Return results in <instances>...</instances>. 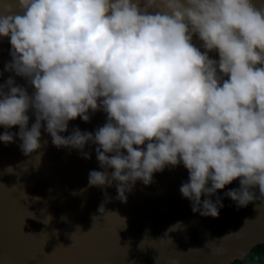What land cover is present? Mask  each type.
I'll use <instances>...</instances> for the list:
<instances>
[{
	"label": "clouds",
	"instance_id": "clouds-1",
	"mask_svg": "<svg viewBox=\"0 0 264 264\" xmlns=\"http://www.w3.org/2000/svg\"><path fill=\"white\" fill-rule=\"evenodd\" d=\"M13 2L15 10L0 0V38L11 45L4 70L34 91L11 77L0 85V126H19L24 155L41 148L44 122L57 149L97 145L103 171H90L88 186L115 183L122 202L137 181L147 186L166 166L182 164L189 180L179 191L194 214L218 218L221 198L210 197L237 179L239 189L225 193L237 209L264 203V0ZM213 51L218 61L209 58ZM98 110L107 121L94 134L61 135L69 121L87 123ZM0 142L13 143L14 134ZM180 228L177 222L169 231ZM211 252L224 256L226 249Z\"/></svg>",
	"mask_w": 264,
	"mask_h": 264
},
{
	"label": "water",
	"instance_id": "water-1",
	"mask_svg": "<svg viewBox=\"0 0 264 264\" xmlns=\"http://www.w3.org/2000/svg\"><path fill=\"white\" fill-rule=\"evenodd\" d=\"M9 2L15 10L13 0ZM192 42L204 51L196 36ZM10 49L9 39L0 38V85L11 77L14 86L31 95L34 89L25 78L4 70L11 61ZM208 55L219 59L215 51ZM27 115L30 129L35 115L31 109ZM89 116L87 123L79 117L69 121L68 131L61 135L67 137L73 129L94 134L107 121L102 110L90 111ZM5 132L14 134V142H0V264H231L264 243V203L237 209L225 195L239 189V179L210 197L213 203L221 198L223 204L215 219L194 214L181 196L180 187L189 180L182 164L166 166L147 186L137 181L122 202L116 198L115 183L103 189L88 186L90 171H103L97 145L86 144L83 152L57 149L42 122L41 148L24 155L15 136L19 126H0V135ZM254 191L258 196V187ZM205 198L202 195L201 202ZM33 214L35 219L27 218ZM48 216L52 219L46 225ZM177 222L181 228L169 231ZM77 226L80 232H75ZM212 247H223L226 254L214 256Z\"/></svg>",
	"mask_w": 264,
	"mask_h": 264
},
{
	"label": "trees",
	"instance_id": "trees-1",
	"mask_svg": "<svg viewBox=\"0 0 264 264\" xmlns=\"http://www.w3.org/2000/svg\"><path fill=\"white\" fill-rule=\"evenodd\" d=\"M231 264H264V243L253 247L242 260Z\"/></svg>",
	"mask_w": 264,
	"mask_h": 264
}]
</instances>
